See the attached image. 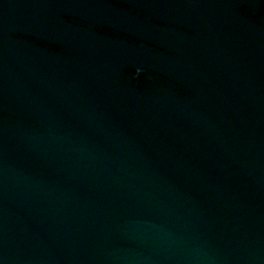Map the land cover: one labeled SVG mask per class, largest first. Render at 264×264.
Segmentation results:
<instances>
[{"label": "water", "instance_id": "95a60500", "mask_svg": "<svg viewBox=\"0 0 264 264\" xmlns=\"http://www.w3.org/2000/svg\"><path fill=\"white\" fill-rule=\"evenodd\" d=\"M0 264H264V0H0Z\"/></svg>", "mask_w": 264, "mask_h": 264}]
</instances>
